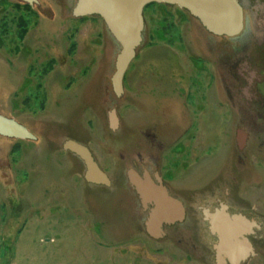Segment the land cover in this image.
I'll return each mask as SVG.
<instances>
[{"label":"rangeland","instance_id":"1","mask_svg":"<svg viewBox=\"0 0 264 264\" xmlns=\"http://www.w3.org/2000/svg\"><path fill=\"white\" fill-rule=\"evenodd\" d=\"M241 2L236 40L212 37L176 6L144 8L143 41L117 96L118 47L100 18L73 17L74 0L28 9L0 0V115L36 138L0 136V264L215 263L205 248L176 242L173 229L147 236L146 214L120 189L87 187L67 140L87 147L112 183L123 185L129 170L165 174L185 218L192 206L240 213L259 226L245 236L254 254L242 264H264V152L251 155L264 117L250 118L264 113V0ZM240 155L249 160L246 181ZM217 181L227 193L215 185L187 193Z\"/></svg>","mask_w":264,"mask_h":264},{"label":"water","instance_id":"2","mask_svg":"<svg viewBox=\"0 0 264 264\" xmlns=\"http://www.w3.org/2000/svg\"><path fill=\"white\" fill-rule=\"evenodd\" d=\"M19 3L33 5L37 0H15ZM244 0H74L71 14L73 17L95 16L102 20L104 28L118 47V52L114 60V72L111 76V85L117 96L122 93V83L124 75L131 61L136 55L138 47L143 41V9L151 3L176 6L194 19L207 33L217 37H224L236 40L244 32ZM111 117L114 119V115ZM0 136L13 139L34 140L35 136L23 125L13 119L0 115ZM63 147L75 153L84 163V179L91 184H109L105 173L98 167L87 147L67 140ZM137 174L129 170L128 177L139 192L144 207L150 206L145 218V226L149 234L159 237L163 234V225L182 220L185 215L184 206L181 201L169 195L165 186L160 183V178L155 175L158 185L154 184L147 173ZM148 188L147 195L144 188ZM226 206L221 205V209L210 215V220L216 215L226 216L228 219H239L245 224V228L240 234V240L244 246L243 252L234 260L222 254L220 248V237L217 233L218 241L215 245L218 264H225L224 258L231 264H238L246 260L253 254L250 242L245 237L252 233L254 222L248 221L241 215H229ZM164 211L166 212L164 214ZM211 223V222H210ZM212 226V224H211Z\"/></svg>","mask_w":264,"mask_h":264},{"label":"flooded vegetation","instance_id":"3","mask_svg":"<svg viewBox=\"0 0 264 264\" xmlns=\"http://www.w3.org/2000/svg\"><path fill=\"white\" fill-rule=\"evenodd\" d=\"M209 35H211V34H209ZM211 36L212 37H217V36H213V35H211ZM259 44H261V42H259ZM227 70H228V67H227ZM250 116H251L250 118L253 119V120H255V118L256 119H259V118L262 119L264 117V113L251 112ZM243 117H244L243 118L244 120H247L245 118V116H243ZM257 126L261 128V129L259 128L260 130L263 129V127L261 125H257ZM148 135H150V134H146L147 138H149ZM254 135L258 136L260 142L255 145V148H254V150H253L251 155L254 157L256 153H259V157H260V155L264 152V149H263L264 144H263V139H262V136H264V131H260V132L256 131V133ZM151 136H152V134H151ZM149 144H150V142H149ZM152 145L155 146V144H150V146H152ZM181 151L182 150H180V148H179L177 152H181ZM235 158H236L235 161L238 164V167H237L238 170L241 173L245 172L246 175H247L244 178V180L246 181V180L250 179L251 176L249 174L250 168H249V160L247 159L248 157H245V155H243V156L240 155L238 158L237 157H235ZM260 161H261V159L259 158V162ZM176 165H177V163L175 162L174 163V168H175ZM257 167L260 170L259 171H255L256 174H257L256 175V177H257L256 179H258V181H260V178H261L260 174H261L263 168H261L262 166L259 165V164H257ZM164 175H160V183L163 186L166 187V185L164 184V182H165L164 181V179H165ZM167 176L169 177V175H167ZM141 178L143 180H146V179H144L142 174H141ZM244 180H242V181H244ZM154 182H155L156 185L159 184L158 181H156V179H154ZM85 183H87V187H89V188L92 187V186L96 187V188H92V189H95V190H99L100 189V190H103V191L107 190V191H113L114 192L115 189L116 190L120 189V191L125 193L124 195H126L129 198H131V199L128 198L129 201L131 200V201L136 203L137 210L142 212V213H144V214H146V216H147V213H148V210H149L150 206L147 205L146 207H144L143 202H142V198H141L139 192L137 191L136 187L129 180L127 172H126V177H125V183H123V185L121 183L120 184L112 183V181H109L108 185H105V184H91V183H88L86 181H85ZM213 185H215L217 188H220V187L224 188V186H220L219 187L220 183L217 181V182H212L210 185H205L204 184L202 187L200 186L199 188L198 187L186 188V190H188L187 193L195 194V192H198V190H202V192H204L206 190H209L210 188L212 189ZM200 188H202V189H200ZM227 188L223 189V193H227L228 192L229 189H227ZM169 195L176 199V197L174 195H172L170 192H169ZM237 202H238V204H241L244 201L239 199V200H237ZM213 203H218V199L215 198ZM220 209H221V204H218V207H216V208H207V209H202L201 207H193L192 206L191 210H190V213H187L188 218H185V216H184V218L182 220H176L173 223H170V224H167V225H163V228H167L169 230L173 229L174 230V232H173L174 234L173 235L176 238V242L177 241H179V242L183 241L187 248L189 246V249L191 251H197V250L201 249L202 247L205 248L206 251L211 255V260L215 262L214 264H218L217 256H216L217 252H216V249H215V245H216V243L218 241V236H217V233L216 232L214 233V231L211 228L212 226H211V223H210L211 222L210 215L215 214V212L217 210L219 211ZM225 210L227 212L228 208L226 207ZM184 211H186V207H184ZM228 214L229 215H233V214H230V213H228ZM234 215H240V213L239 214H234ZM197 216H200V218H198ZM140 226H141L142 231H144V233L147 236L155 239V237L151 236L149 234V232L147 231L146 226H145V219H144L143 222H141ZM254 229H259V226L255 225ZM168 234H170V232H168ZM165 235H166V233H164L162 236H165ZM204 235H206V236H204ZM179 244H181V243H179ZM224 261H225V264H226V262H227V264H231L230 261L227 260L226 258H224ZM245 261L246 260L241 261L238 264H242Z\"/></svg>","mask_w":264,"mask_h":264},{"label":"bare ground","instance_id":"4","mask_svg":"<svg viewBox=\"0 0 264 264\" xmlns=\"http://www.w3.org/2000/svg\"><path fill=\"white\" fill-rule=\"evenodd\" d=\"M143 190L144 192H148L147 187ZM150 194L152 193H147V195ZM165 213L164 211V214ZM211 224L220 237V252L231 260L238 258L244 250V246L240 240V234L244 230L245 224L239 219H228L224 214L213 217L211 219Z\"/></svg>","mask_w":264,"mask_h":264},{"label":"trees","instance_id":"5","mask_svg":"<svg viewBox=\"0 0 264 264\" xmlns=\"http://www.w3.org/2000/svg\"><path fill=\"white\" fill-rule=\"evenodd\" d=\"M150 5H157V3H151V4H148V5L145 6V8L148 7V6H150ZM16 6H19V5L17 4ZM24 7H25L26 9H28V8H29V5L24 4ZM23 22H24V21L21 19V23H23ZM25 24H26V23H23L22 27H21L20 30H19V32H20V33L18 34V39H19V41H22L23 38H24V36H25V34H26V30H27V28H26ZM39 88H41V86H40V84H39V85L37 84V89H39ZM41 104H43V103H41ZM41 106H42V105H41Z\"/></svg>","mask_w":264,"mask_h":264},{"label":"crops","instance_id":"6","mask_svg":"<svg viewBox=\"0 0 264 264\" xmlns=\"http://www.w3.org/2000/svg\"><path fill=\"white\" fill-rule=\"evenodd\" d=\"M98 167H99V165H98ZM100 168V167H99ZM138 174V173H137ZM149 175V174H148ZM158 175V177L160 178V174L158 173L157 174ZM154 177H152L151 175H149V179L155 184V182H154V179H153ZM85 180V179H84Z\"/></svg>","mask_w":264,"mask_h":264}]
</instances>
